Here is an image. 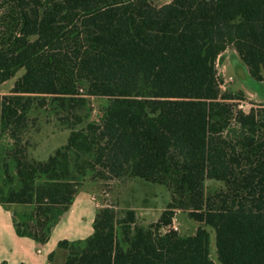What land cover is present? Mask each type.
<instances>
[{"label": "trees", "instance_id": "trees-1", "mask_svg": "<svg viewBox=\"0 0 264 264\" xmlns=\"http://www.w3.org/2000/svg\"><path fill=\"white\" fill-rule=\"evenodd\" d=\"M229 48L264 81V0H0V84L23 72L0 95L16 234L44 244L88 182L137 180L169 191L158 220L103 205L89 237L58 243L65 264H264V103L236 111L243 93L221 92ZM39 115L69 131L45 161L23 143Z\"/></svg>", "mask_w": 264, "mask_h": 264}, {"label": "rangeland", "instance_id": "rangeland-1", "mask_svg": "<svg viewBox=\"0 0 264 264\" xmlns=\"http://www.w3.org/2000/svg\"><path fill=\"white\" fill-rule=\"evenodd\" d=\"M155 5L161 6L171 0H151ZM235 54L232 48H229L224 57L217 63V75L223 83L225 91H240L243 93V101L234 102L236 111L248 113L253 104L257 102L255 95L248 87L242 84L236 76L234 69L229 64V56ZM19 72L13 79L0 84V95L8 94L14 81L22 75ZM232 80L229 81L228 79ZM90 103L94 109L93 117H96L95 109L98 105L106 103L102 98H91ZM69 136V131L60 128L55 122H47L46 118L39 115L38 121L28 134L23 138V143L27 144V153L29 158L37 161H45L52 155L56 149L63 146ZM1 177V174H0ZM206 192L210 193L219 189L220 183L207 180L205 181ZM83 195L94 197L95 202L101 206L112 207L116 212L131 207L135 210L137 219L140 224H150L158 220L161 213L167 208L170 202L169 191L160 185H152L139 181H131L128 183H120L117 180L104 182H88L83 190ZM201 224L193 221L188 217L187 212L176 211L172 220L171 229L182 236H191ZM211 257L216 261L214 235H211Z\"/></svg>", "mask_w": 264, "mask_h": 264}, {"label": "crops", "instance_id": "crops-1", "mask_svg": "<svg viewBox=\"0 0 264 264\" xmlns=\"http://www.w3.org/2000/svg\"><path fill=\"white\" fill-rule=\"evenodd\" d=\"M99 207L94 197L77 193L48 241L40 244L30 238L19 237L14 228L13 208L0 205V264H65L67 253L58 247V243L89 237Z\"/></svg>", "mask_w": 264, "mask_h": 264}, {"label": "water", "instance_id": "water-1", "mask_svg": "<svg viewBox=\"0 0 264 264\" xmlns=\"http://www.w3.org/2000/svg\"><path fill=\"white\" fill-rule=\"evenodd\" d=\"M229 64L240 82L249 88L255 95L258 103H264V81H258L248 71L246 65L240 60L236 54L229 56Z\"/></svg>", "mask_w": 264, "mask_h": 264}, {"label": "built area", "instance_id": "built-area-1", "mask_svg": "<svg viewBox=\"0 0 264 264\" xmlns=\"http://www.w3.org/2000/svg\"><path fill=\"white\" fill-rule=\"evenodd\" d=\"M228 80L231 81L232 79L229 78ZM220 89H223V83L221 84Z\"/></svg>", "mask_w": 264, "mask_h": 264}]
</instances>
